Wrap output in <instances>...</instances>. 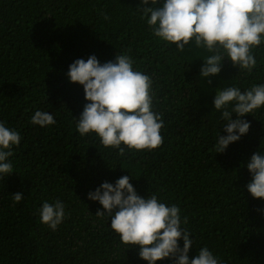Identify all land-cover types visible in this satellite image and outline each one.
Instances as JSON below:
<instances>
[{"label":"trees","instance_id":"1","mask_svg":"<svg viewBox=\"0 0 264 264\" xmlns=\"http://www.w3.org/2000/svg\"><path fill=\"white\" fill-rule=\"evenodd\" d=\"M140 4L0 0V121L22 137L10 158L14 172L0 178V264H148L139 246L121 242L110 217L96 216L104 209L88 198L122 176L142 198L156 194L181 208L193 240L190 259L208 246L222 264H264V199L246 187L252 180L246 165L264 153V107L242 118L250 122L248 133L221 154L214 145L218 132L227 133L213 103L215 91L264 84V46L254 50L251 73L225 58L218 75L200 78V58L208 53L194 47L181 53L154 39ZM118 54L130 55L153 79L154 111L164 120L159 149L120 155L94 134L76 131L88 101L83 86L69 82V65L91 55L104 64ZM37 110L53 114L56 123L32 124ZM56 200L66 218L52 231L39 209Z\"/></svg>","mask_w":264,"mask_h":264},{"label":"clouds","instance_id":"2","mask_svg":"<svg viewBox=\"0 0 264 264\" xmlns=\"http://www.w3.org/2000/svg\"><path fill=\"white\" fill-rule=\"evenodd\" d=\"M137 10L154 39L175 45L181 53L193 47L208 53L200 58L204 61L200 78L218 75L225 58L239 71L251 73L257 66L254 50L264 46V0H141ZM134 65L128 54H118L115 61L104 64L91 55L75 60L67 72L70 83L83 86L88 101L79 118H74L76 131L81 137L94 134L105 148L118 150L120 155L126 149L153 151L164 143V120L154 111L153 79ZM215 92L214 107L221 113L227 135L218 132L214 151L222 154L248 133L250 122L242 118L264 107V84ZM31 123L46 127L56 120L53 114L37 110ZM21 140L19 132L0 121V178L14 172L10 158ZM246 167L252 174L247 190L254 198L264 199V153H254ZM129 180L122 176L115 184L104 182L88 193L104 209L96 216L111 218V229L124 245L139 246V257L148 264L166 258L174 264H222L208 246L190 259L193 240L183 227L187 217L182 219L181 208L162 202L156 194L142 198ZM22 199V193L13 194L14 202ZM39 216L41 223L56 231L66 218L65 206L60 200L44 201Z\"/></svg>","mask_w":264,"mask_h":264}]
</instances>
